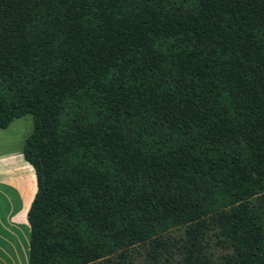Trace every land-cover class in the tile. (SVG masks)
<instances>
[{"label": "trees", "instance_id": "16d2710c", "mask_svg": "<svg viewBox=\"0 0 264 264\" xmlns=\"http://www.w3.org/2000/svg\"><path fill=\"white\" fill-rule=\"evenodd\" d=\"M27 115L28 264H264V0H0Z\"/></svg>", "mask_w": 264, "mask_h": 264}, {"label": "crops", "instance_id": "0c3cea01", "mask_svg": "<svg viewBox=\"0 0 264 264\" xmlns=\"http://www.w3.org/2000/svg\"><path fill=\"white\" fill-rule=\"evenodd\" d=\"M14 123L0 129V264H28V213L38 190L36 172L23 153L30 135L23 141Z\"/></svg>", "mask_w": 264, "mask_h": 264}, {"label": "rangeland", "instance_id": "374dc122", "mask_svg": "<svg viewBox=\"0 0 264 264\" xmlns=\"http://www.w3.org/2000/svg\"><path fill=\"white\" fill-rule=\"evenodd\" d=\"M13 122H15L13 130L17 131V132H21L22 133L21 139H23V141H25V139L32 133L33 117L31 115H27V116L22 117L20 119H16ZM219 247L220 246H217L213 250L215 257L222 256L226 253V251L224 249L219 248ZM135 262H136V264H146L145 256L144 255H137V258H135Z\"/></svg>", "mask_w": 264, "mask_h": 264}]
</instances>
